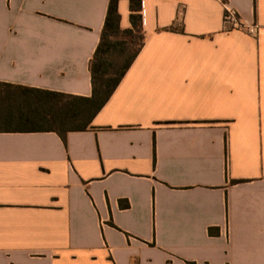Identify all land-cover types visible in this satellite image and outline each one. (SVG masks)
I'll return each mask as SVG.
<instances>
[{"label":"crops","instance_id":"crops-1","mask_svg":"<svg viewBox=\"0 0 264 264\" xmlns=\"http://www.w3.org/2000/svg\"><path fill=\"white\" fill-rule=\"evenodd\" d=\"M107 5L0 0V83L89 97ZM141 17L85 131L0 132V264H264V0H142Z\"/></svg>","mask_w":264,"mask_h":264},{"label":"trees","instance_id":"trees-1","mask_svg":"<svg viewBox=\"0 0 264 264\" xmlns=\"http://www.w3.org/2000/svg\"><path fill=\"white\" fill-rule=\"evenodd\" d=\"M119 1L108 0L99 43L89 62L91 95L0 83V132H52L64 140L68 132L88 128L143 46L142 0H127L130 27L124 30L119 26ZM118 204L127 206L125 201ZM208 233L213 234L212 229Z\"/></svg>","mask_w":264,"mask_h":264},{"label":"built area","instance_id":"built-area-1","mask_svg":"<svg viewBox=\"0 0 264 264\" xmlns=\"http://www.w3.org/2000/svg\"><path fill=\"white\" fill-rule=\"evenodd\" d=\"M222 22H223L224 29L226 31H232V30L244 31L250 36H256L257 34L258 28L256 25H252L249 27L242 25L239 22L236 13L232 10L224 11Z\"/></svg>","mask_w":264,"mask_h":264}]
</instances>
